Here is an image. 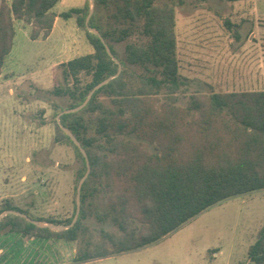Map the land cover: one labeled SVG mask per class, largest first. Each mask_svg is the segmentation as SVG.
Wrapping results in <instances>:
<instances>
[{"label": "trees", "instance_id": "1", "mask_svg": "<svg viewBox=\"0 0 264 264\" xmlns=\"http://www.w3.org/2000/svg\"><path fill=\"white\" fill-rule=\"evenodd\" d=\"M162 1L94 0L89 26L101 34L122 71L84 108L60 116L90 165L79 219L72 228L55 232L9 214L0 221V235L80 242L73 262L82 264L155 244L218 203L264 191V90L219 93L208 85L209 91H195L180 105L189 80L181 75L177 57L175 5ZM60 2L0 0V72L14 48L18 22L29 26L33 41L46 40L58 17L75 18L85 31L93 52L61 65L63 84L52 93L67 98L69 105L57 115L81 106L119 70L101 38L86 26L90 1L59 15ZM136 33L146 40L127 44L122 59L114 45ZM55 142L74 148L81 180L86 158L58 121ZM9 210L56 225H70L75 216L65 222L40 218L9 202L0 215ZM89 217L100 225L110 223L117 233L100 228V239L94 240L85 223ZM248 259L264 264V225L248 248Z\"/></svg>", "mask_w": 264, "mask_h": 264}, {"label": "rangeland", "instance_id": "2", "mask_svg": "<svg viewBox=\"0 0 264 264\" xmlns=\"http://www.w3.org/2000/svg\"><path fill=\"white\" fill-rule=\"evenodd\" d=\"M91 0H61L60 15ZM169 2L163 0L161 3ZM173 0L177 57L188 78L185 106L195 91L264 90V0ZM48 40L33 41L17 25L14 48L0 72V208L6 202L32 216L65 222L77 211L80 161L73 147L55 142L58 110L69 100L53 89L63 84L62 64L93 52L75 18L58 17ZM138 33L115 44L125 59ZM139 72L137 67H132ZM151 150L154 151L153 147ZM85 223L94 240L99 229L117 233L93 217ZM264 225V191L227 199L203 211L155 244L82 264H251L248 248ZM80 242L0 235V264H75Z\"/></svg>", "mask_w": 264, "mask_h": 264}, {"label": "water", "instance_id": "3", "mask_svg": "<svg viewBox=\"0 0 264 264\" xmlns=\"http://www.w3.org/2000/svg\"><path fill=\"white\" fill-rule=\"evenodd\" d=\"M93 6L91 7L90 9V13H89V16L87 17V20H86V26L88 28V30L93 33V34H96L98 35L101 40L103 41L105 47H106V50L108 52V54L110 55V57L118 64L119 66V70H118V73L115 75V76H112V77H109L108 79H106L104 82L100 83L99 85H97L90 93V95L88 96L87 100L85 101V103H83L81 106L77 107V108H74V109H70V110H66L64 112H62L59 116H58V122L61 126V128L64 130V132L71 138V140L73 141V143L79 148V150L81 151V153L85 156L86 158V161H87V172L86 174L84 175V177L80 180V183H79V186H78V189H77V211H76V214L73 218V221L70 225H56V224H53V223H47V222H39V221H35V220H32L31 218H29L26 214H23V213H20V212H17V211H12V210H9V211H5L4 213H2L0 215V221L8 216L9 214H13V215H16V216H21L23 218H25L26 220L32 222L33 224L39 226V227H47V228H50L51 230L55 231V232H61V231H64V230H68L70 228H72L76 222L78 221L79 219V215H80V210H81V188H82V185L83 183L85 182V180L87 179L89 173H90V165H89V162H88V157H87V153L85 151V149L82 147L81 143L79 142V140L73 135V133L63 127L60 123V116L63 115V114H67V113H74V112H77L79 110H81L82 108H84L86 106V104L90 101L91 97L93 96V94L99 90L101 87H103L104 85H106L107 83H109L112 79H114L115 77L119 76V74L121 73L122 71V65H121V62L113 55L110 47L107 45V43L105 42V40L102 38L101 34L94 28H91L89 26V21H90V18H91V15L93 14V11H94V0H91Z\"/></svg>", "mask_w": 264, "mask_h": 264}, {"label": "crops", "instance_id": "4", "mask_svg": "<svg viewBox=\"0 0 264 264\" xmlns=\"http://www.w3.org/2000/svg\"><path fill=\"white\" fill-rule=\"evenodd\" d=\"M20 23H21V22H18V23H17V25H18V24H20ZM27 27L29 28V26H27ZM54 29H55V27H54ZM54 29H53V31H52V33H51V35H50V36H49V37H48L46 40H48V39H50V38H51V36H52V35H53V33H54ZM89 54H90V53H89Z\"/></svg>", "mask_w": 264, "mask_h": 264}]
</instances>
